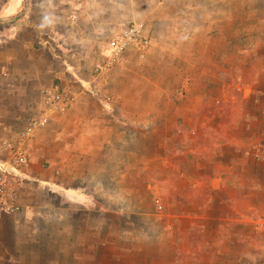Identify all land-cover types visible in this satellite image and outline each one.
Returning a JSON list of instances; mask_svg holds the SVG:
<instances>
[{
  "label": "crops",
  "instance_id": "1",
  "mask_svg": "<svg viewBox=\"0 0 264 264\" xmlns=\"http://www.w3.org/2000/svg\"><path fill=\"white\" fill-rule=\"evenodd\" d=\"M0 1V70L3 74L0 157L4 152L2 141H16L19 130L32 118L41 116L44 110L41 92L53 88L54 82L59 80L65 92L75 96L68 109L51 114L48 124L38 129L25 145L34 164L41 152H45L47 158L42 159L48 165L46 170L34 166L38 170L32 171L36 182L33 185L43 187L49 199L62 198L72 206L59 208L54 202L41 200L34 191L16 189L14 202L22 205L23 211L11 214L0 208V264H251L248 263L251 261L264 264L262 224L256 222L251 233L242 226L246 221L241 207L242 187L228 186L227 191L224 187L222 192L232 198L236 206L227 207L221 205L219 191L209 185L197 186L200 182L203 184L202 181L210 183L219 178L225 182H233L231 178L238 183L242 181V140L231 142L234 134L223 130L224 127L215 130L222 99L210 93L213 82L208 85L207 80L196 79L193 85L191 80L193 87L206 84L207 89H201L200 94L187 95L183 101H174L172 114L163 111L166 101H161L153 112L148 106V110L141 108L138 112H129V116L127 111L123 114L126 122L134 121L129 128L131 132L125 134L128 143L124 144L128 154L123 166L130 165L127 173L133 185L128 191L135 204L136 199H143L134 193L136 184H140L143 195L148 187L158 186L160 195L161 190H166L165 212L157 215L152 214V210L148 214L150 218L137 223L141 228H134L133 223L130 224L132 229H128L112 219L117 212L112 210L113 214L104 208L101 196L93 191L95 182H105L107 178L106 182L113 186L118 179L123 181L119 178L123 174L118 170L122 164L112 160L114 146L106 155L97 140L104 123L114 124L117 115L104 110L107 105L88 93V89L101 94L106 92L120 103H145L141 86L134 85L126 92L122 90L121 72L132 71L139 78L136 82H143L144 73L149 71L144 68V59L157 57L161 66L162 56L172 51L181 59L167 66L182 77L189 70H200L203 55L210 45L215 43L214 48L218 47L216 36L209 33L200 35L198 49L193 53L178 48L171 50L163 44L168 38L175 41L167 35L175 31L185 34L187 41L193 39L184 30L183 23L189 19H185L183 10L175 15L182 0H26L24 14L14 23L11 21L16 17L7 16V0ZM14 2V8L22 4V0ZM244 3L254 6L246 16L254 25L242 32V37L248 40L242 77L245 86L251 88L242 98V113L250 119H262L264 0H242V5ZM193 17L192 14L190 19ZM138 21L146 23L147 34H152L154 39L145 57L130 51L109 73L96 78L95 66L104 61L109 51L107 42L123 27ZM2 24L13 26L6 29ZM221 39L225 40L224 33ZM199 44L207 47L206 50L200 52ZM227 45L229 53L230 43ZM209 55L214 58L212 46L206 56ZM187 57L191 61L182 62ZM68 73L71 76L68 77ZM185 80L189 79L185 77ZM222 107V112L230 116L229 111L225 112L229 103L225 106L224 99ZM186 118L190 123L183 120ZM125 125L120 127L125 128ZM214 134L221 135L220 141ZM152 138L159 142L154 144ZM156 144L164 152L163 157L170 160L172 171L167 172V167L156 170L153 165L150 152L156 149ZM183 156H187L188 162L184 163ZM247 159L254 160V157L247 156ZM200 169H205L203 175ZM139 176L143 177L138 182ZM183 181L188 182L187 188L180 187ZM86 182L89 186L93 184V188ZM175 182L178 184L172 185ZM113 188L116 189V185ZM234 201L240 203L239 208ZM135 206L127 210L128 217L141 214L142 208ZM77 212L79 221L74 217ZM83 214L86 215L84 220Z\"/></svg>",
  "mask_w": 264,
  "mask_h": 264
},
{
  "label": "rangeland",
  "instance_id": "2",
  "mask_svg": "<svg viewBox=\"0 0 264 264\" xmlns=\"http://www.w3.org/2000/svg\"><path fill=\"white\" fill-rule=\"evenodd\" d=\"M26 0H22V4H20L17 7H13L15 2L14 0H7V13L8 17L15 18L18 14L23 12L26 8L25 4ZM246 0H243L245 2ZM252 1V0H251ZM1 2V1H0ZM252 3V2H251ZM12 7V8H11ZM254 9L253 5H248L247 3H244L242 5V0H182L181 6L177 7L175 11V15H179V12L183 10L185 19L184 30L188 31L190 33V38H193L192 40L188 39L185 36V34H179V32L175 31L172 33H167L168 37H173L175 41H172L170 38H168L166 41H163V44L170 48L171 50H175V48L179 50H184L188 53H193L198 49V42L200 41V35H205L207 33L210 34V36H216V49L214 48V45H210L208 47L209 51L205 52L206 55H208L211 52V46L214 50V58L212 59L209 55L208 57L211 58V60L208 59L206 55H203L204 63L199 65L200 70H189L187 74L180 77L176 72L173 70H169L168 64L175 63L176 61H179L181 58L176 56L172 51L171 53H167L164 57L162 56L163 64L159 65V60L157 57H151L148 60L144 59V67L146 70L149 71L144 73V80L143 82H136L137 78L132 71H124V73L121 72L122 79H124V85L121 87L124 92L129 90V88L136 85L137 87L141 86L140 93L144 94V101L145 103H128L125 102L120 103L117 102L115 97L110 96L108 93L101 94L99 91H92V89H88V93L94 94L97 99L102 100L106 107H104V110L110 111L112 114L117 115L116 122L112 125L108 123H104L105 127H102L101 135L97 136V140L100 142L101 147L103 148V153L106 155H109L108 152L109 149H111L114 146V151L112 152V160H116L119 164H122V167H119V173H122L123 176L119 175V178H121L123 181H120L118 179V182L113 183V186L109 183L104 181L95 182V189L93 190L97 196H101L102 206L106 209H109V211H115L118 214L117 216L112 215L113 220H117L120 225L123 227L126 226L128 229H132L133 224L135 225L134 228H141V225H138L137 223H143L142 221L144 219L150 218L148 215L152 210V214L161 215L163 212H165L166 204L164 202V189L161 190L160 195V189L158 186L156 187H148V191L144 193L141 192L140 184H136V191L134 190V193L140 194L143 199H136V203L134 204V199L131 193L128 191L131 190L132 184H130V179L132 181V178H128L129 174L127 171H129V166L125 167L123 166V160L125 161L126 153L124 151L125 145L128 143L127 138L125 137V134L130 133L131 128L134 124V121L131 120L130 122H126V115L129 116V112H138L141 108H145L148 110V106H151V111L154 107L159 106L161 104V101H166L165 104H163L164 109L163 111L166 112V114H172L170 112H174L175 104L174 101L178 100H185L187 95L190 94H200L201 89H207L206 84L204 86L196 85L195 80H202L205 79L208 82V85L210 83H214V87H211L210 93L214 96V98L220 97V99H224V104L226 106L227 103H229V107L227 109L225 108V112L229 111L230 116H227L226 113H223V107H222V100L220 101L219 110L221 112V115L219 119H215V130H220V128L224 127L223 130H226L228 132H231L234 134V139L231 142H234L237 139H241V143L243 145L242 148V181L241 183H238L235 181L234 178H231L233 182H225L222 179H215L211 181L210 183H207L205 181H202L203 184L198 183V188L203 185H209L213 190L219 191L220 199H222L221 205L224 206H231L236 207L233 202L232 198L225 196L226 194L222 192L224 187H226L225 191H227L228 186H232L234 189L239 188V186L242 187L241 195H242V201H241V207H242V215H245L246 218L245 223H242V226L244 228H247V232L251 233L252 229L255 226V223L259 222L262 224V227L264 228V118L262 119H250L247 118L244 113H242V98L245 94L250 93V89L245 86L246 81L243 79L242 75V60L243 62L245 59V50L248 40L244 39L242 37L243 30L248 27L251 29L254 25V22L252 19L248 20L247 15L248 12L251 13V10ZM243 10V12H242ZM188 13V14H186ZM4 14V13H1ZM193 14V19L191 20L190 17ZM131 24V23H130ZM129 25V24H128ZM126 25V26H128ZM180 26V24H178ZM2 28L5 27L8 29L9 27L13 25H1ZM125 26V27H126ZM189 26V27H188ZM252 26V27H251ZM124 28V27H123ZM122 28V29H123ZM188 28V29H187ZM121 29V30H122ZM222 33L225 34V40H222ZM151 39V43H154V39L152 34L149 35ZM229 38V39H228ZM203 40V39H202ZM229 40V42H228ZM2 38L0 39V48ZM204 42V40H203ZM228 43H230V49L228 52ZM114 44V38L109 40L107 42V47L110 49V47ZM203 47V48H202ZM224 47V49H223ZM199 50L200 52H203L206 50L207 47L202 46L199 44ZM218 48V49H217ZM224 52V54H223ZM203 54V53H202ZM213 56V55H212ZM145 57V56H144ZM177 57V58H175ZM201 55H199V58ZM182 62L189 63L191 61V58L187 57L182 59ZM248 61V60H247ZM1 59H0V67H1ZM143 63V62H142ZM140 63V65H142ZM69 74V73H68ZM2 76L0 70V93L3 90V86L1 85L2 82ZM71 76L70 74L68 77ZM185 77L189 79L188 81L185 80ZM191 80L193 81V85L190 84ZM131 81H134L135 83H130ZM142 81V80H141ZM146 82V83H145ZM193 87V88H192ZM51 89H58L60 91H65L66 89L63 88L61 83H58L57 81L54 82L53 88ZM245 90H247L245 92ZM45 91V90H44ZM252 92V90H251ZM42 93V92H41ZM68 96L70 97L71 104L73 100V97L75 98L74 94H70L68 92ZM76 94V93H75ZM42 97V94H41ZM261 101L264 105V95L261 96ZM1 100V99H0ZM42 103V99H41ZM184 106H188L187 103H184ZM43 105V104H42ZM71 106V105H70ZM224 106V105H223ZM172 109V110H171ZM127 111V112H126ZM59 113L61 111L56 110L52 114L55 115L56 113ZM127 113L126 115H123L124 113ZM153 112V111H152ZM156 116H158V113H155ZM124 116V117H123ZM35 118V117H34ZM33 119V118H32ZM51 119V118H50ZM185 122L190 123V119L186 118L183 119ZM31 121V120H30ZM50 121V120H49ZM152 123H155L154 120H151ZM186 123V124H187ZM29 124V122H28ZM28 124L23 128L19 130V134L17 136L16 143H19L20 146H22L27 153L29 157V165L24 168H18V167H12L10 169H13L14 174L9 177L8 179V185L10 190L16 191L19 189H26L28 193L31 191H34L37 193V195L41 198V200H49L51 203H55V206L62 208V207H69L72 206L68 201L63 200L62 198L55 197L48 198L45 194V189L37 184L33 185L35 182L34 177L32 175V171L36 172L38 169L34 168V166L38 167L40 169L47 168V163L43 162L45 159L47 160L45 156V152H41L38 154L35 164L34 160L32 161L31 156L26 150V142L30 139H26L24 137V131L27 128ZM126 124V125H125ZM120 125H125L124 127H120ZM152 126H155L153 124ZM116 127L118 129H116ZM228 129V130H227ZM241 130V131H240ZM110 132V133H109ZM157 133L160 132L156 131ZM239 132V133H238ZM120 133V134H118ZM110 134V135H108ZM121 136L120 139L118 138V135ZM216 134V133H215ZM214 134V135H215ZM232 134V135H233ZM212 135V134H211ZM220 137L221 135H215L216 137ZM186 138L189 136L186 135ZM124 138V139H123ZM32 139V138H31ZM149 139V137H148ZM124 141L122 143H118ZM152 141L154 144L156 142H159L155 138H152ZM127 147V146H126ZM154 147L156 149L152 150L151 158L153 165H156V170H159L163 167H167L169 172L172 171L173 166L170 163V160L167 159L164 156V152L159 149L158 144H156ZM109 153V154H108ZM247 156L254 157V160L247 159ZM9 155L6 152H3L2 157H0L1 161H8ZM104 157V156H103ZM187 156H183L184 163L188 162ZM105 158V157H104ZM106 159V158H105ZM150 159V158H149ZM148 162V161H147ZM150 162V161H149ZM130 163V161H128ZM231 164H234L233 162H230ZM8 164V163H7ZM204 166V165H203ZM186 167L184 166V169ZM203 168V167H202ZM206 168V167H204ZM227 168V166H226ZM84 173V167L82 168ZM188 170V169H187ZM186 170V171H187ZM205 169H200L199 173L203 175ZM12 171V170H11ZM94 175V173H93ZM143 176H139V178H136V181H140V179ZM241 178V177H240ZM84 179L85 174H84ZM91 184V183H90ZM178 182L172 183V185H176ZM86 185L89 186V182H86ZM116 185V189L113 187ZM132 185V186H131ZM188 182L183 181L180 185L181 188H187ZM91 189L93 188V184L89 186ZM144 188V187H142ZM117 191L118 194L113 195V193ZM221 191V192H220ZM132 192V191H131ZM16 195V194H15ZM21 195V194H20ZM112 196V197H111ZM19 197V196H18ZM16 201V200H15ZM238 208L240 206V203H237ZM50 203V204H51ZM77 206L78 204L74 202ZM138 203V204H137ZM17 210L15 211H8L11 214H16L22 212V205H20L18 202L16 203ZM136 205V206H135ZM3 205L0 203V208H2ZM81 206V205H80ZM132 206L135 207H141L140 213H135L134 215H130L129 217L126 215V212L129 208ZM78 207V206H77ZM4 208V206H3ZM146 209L148 211H146ZM112 213L114 214V212ZM144 212H147L146 214H142ZM86 215H81V218L84 220V217ZM74 217L79 221V215L74 214ZM105 217V214H104ZM66 218V217H65ZM63 217H61V220ZM133 219V220H132ZM257 220V221H256ZM131 227V228H130ZM250 231V232H249ZM29 232V231H27ZM25 233V235L27 234ZM55 251H57V248H55ZM252 264L251 262H248ZM14 264V263H12ZM25 264V263H24ZM40 264V262H39Z\"/></svg>",
  "mask_w": 264,
  "mask_h": 264
},
{
  "label": "built area",
  "instance_id": "3",
  "mask_svg": "<svg viewBox=\"0 0 264 264\" xmlns=\"http://www.w3.org/2000/svg\"><path fill=\"white\" fill-rule=\"evenodd\" d=\"M150 47L151 39L147 34L146 23L138 21L129 24L115 36L114 44L110 47L104 61L95 66L94 76L98 78L109 73L130 51L138 52L141 57H144ZM41 99L44 110L41 116L35 117L29 122L24 131L26 139L33 138L38 129L45 127L53 112L56 110L64 111L71 105L70 97L64 90L47 89L42 92ZM2 148L9 155V160L0 162V203L4 206V208L2 206L3 209L13 212L18 208L14 202L15 192L10 190L8 185L9 177L15 172L10 168L13 166L18 168L27 167L29 157L24 148L12 140H3Z\"/></svg>",
  "mask_w": 264,
  "mask_h": 264
},
{
  "label": "water",
  "instance_id": "4",
  "mask_svg": "<svg viewBox=\"0 0 264 264\" xmlns=\"http://www.w3.org/2000/svg\"><path fill=\"white\" fill-rule=\"evenodd\" d=\"M24 13H20L18 16H16L15 20H12L11 23H14L15 21L19 20Z\"/></svg>",
  "mask_w": 264,
  "mask_h": 264
}]
</instances>
